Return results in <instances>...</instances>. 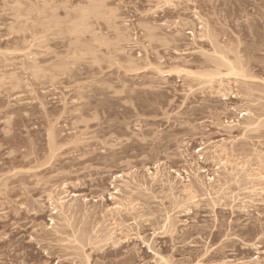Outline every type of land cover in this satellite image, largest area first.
<instances>
[{"label": "rangeland", "instance_id": "obj_1", "mask_svg": "<svg viewBox=\"0 0 264 264\" xmlns=\"http://www.w3.org/2000/svg\"><path fill=\"white\" fill-rule=\"evenodd\" d=\"M170 3L0 0V164L42 156L49 126L62 147L0 186V264H264V0ZM214 46L249 80L175 75L213 71ZM63 212L57 238L101 236L87 259L55 239Z\"/></svg>", "mask_w": 264, "mask_h": 264}, {"label": "bare ground", "instance_id": "obj_2", "mask_svg": "<svg viewBox=\"0 0 264 264\" xmlns=\"http://www.w3.org/2000/svg\"><path fill=\"white\" fill-rule=\"evenodd\" d=\"M170 1L172 2V0H163V3H165L166 4V6H169L168 4L170 3ZM164 4V5H165ZM170 5H171V3H170ZM19 12V11H18ZM84 15L86 16V14H83V16H82V18H85L84 17ZM17 16V15H16ZM19 17V16H18ZM52 18H54L53 16H52ZM82 20V19H81ZM52 22H55L56 24H60L61 25V23H57V21H54V20H52ZM84 23V21H81L80 23ZM81 25H83V24H80V26ZM53 26H54V24H53ZM58 27H59V25H57ZM56 25H55V27H57ZM77 26V27H76ZM76 26H74V28L73 27H71V28H73V29H80V27L78 26V25H76ZM84 26V25H83ZM82 26V27H83ZM76 27V28H75ZM205 27L207 28V26L205 25ZM60 28V27H59ZM71 28H70V26H69V30L68 31H70V34H72L71 32L72 31H74L73 29L71 30ZM85 28H87V27H83L82 29H84L85 30ZM67 29V28H66ZM65 29V30H66ZM82 29L80 30V31H82ZM88 29V28H87ZM76 31V30H75ZM74 31V32H75ZM78 31V30H77ZM76 31V32H77ZM207 31V33H208V30L206 29L205 30V32ZM66 32H67V30H66ZM81 33V32H80ZM82 33H83V31H82ZM206 33V34H207ZM69 34V33H68ZM75 34V33H74ZM77 34V33H76ZM78 34H79V32H78ZM206 34H203L204 36H207V39H209V35H206ZM42 37H44V36H42ZM39 38H41V37H39ZM176 38V37H175ZM203 38V37H202ZM204 38H206V37H204ZM77 39H79L78 37L76 38V40ZM75 40V41H76ZM212 41H210V43H211ZM211 45V44H210ZM212 47H213V43H212ZM215 47V46H214ZM212 49H214L213 50V53H214V51L216 50V47L215 48H212ZM216 51H218V50H216ZM220 51V52H219ZM217 53H216V55H219V57L217 58V60H215L214 62V64H215V66H216V68L215 69H213V71H207L208 73H206V72H194V71H192V72H188V71H186V70H188V69H173V71H174V73H175V75H178L179 73L180 74H182L181 72H183V74L184 75H189V76H191V75H193L194 77H192V78H195V76H196V78L195 79H200V81H204V82H207V83H210L211 82V84H212V82L213 81H217L216 83V85H218V87H222V84L223 83H226L227 81L226 80H229L230 81V79H234V80H242V79H245V78H247L248 79V77L249 76H246V74H245V72L241 69V68H239V66H238V64L236 63V62H233V61H231V60H229L228 59V57L225 55V52L223 53L222 52V50H219ZM222 52V53H221ZM219 53V54H218ZM216 62H218V63H216ZM214 66V67H215ZM31 68L33 69V70H37L38 69V66L36 65V64H32L31 65ZM223 68L225 69L224 71H223ZM222 69V70H221ZM223 71V72H221V71ZM171 71V70H170ZM170 71H169V74H170ZM190 71H191V69H190ZM159 74H161V73H159ZM163 75L165 74V76H168V72L167 73H162ZM167 74V75H166ZM179 74V75H180ZM171 76H172V74H170ZM169 75V76H170ZM226 79V80H223V79ZM240 78H242V79H240ZM247 79H245V80H247ZM249 80V79H248ZM251 80V79H250ZM225 81V82H224ZM215 82H213V83H215ZM201 83H203V82H201ZM206 83V84H207ZM229 83V82H228ZM210 84V85H211ZM227 84V83H226ZM220 85V86H219ZM221 97H222V100L224 101V100H227V95H225V93L224 94H222L221 95ZM233 98L235 97V96H232ZM246 111V110H245ZM249 113H251L250 111L248 112V110H247V112H244L243 111V113L242 114H240L241 116L240 117H245V116H247L248 117V115H249ZM82 116H86L85 114L84 115H82ZM250 116V115H249ZM259 118V117H258ZM245 120H249V119H245ZM251 121H252V119H250ZM250 120H249V122H247V123H244V124H246V125H248V126H245L244 124V128H249L250 127V125H253L256 121H252L251 122V124H250ZM81 122L83 121V120H80ZM262 122V121H261ZM263 122H264V120H263ZM8 123V122H7ZM257 123H258V121H257ZM257 123H256V125H257ZM259 125V124H258ZM10 140L11 139H9V138H7L6 139V141L7 142H10ZM46 150H44V151H46L44 154L43 153H41V155L42 156H40V157H43L42 159H44L45 161H47V162H44V160H42V161H40V163H38L39 162V160H40V157L37 155H35V157L34 158H32V157H30L31 155L29 154V153H24V154H22L23 155V157L20 159V160H18V158L19 157H17L16 155H14V156H12V157H10V158H8V159H6V160H3L4 162H2V164H0V171L2 172L4 169H5V167H7V168H9L10 169V171H8L7 169V174H8V172H11V169H12V171L14 172V169H15V167H20V165L22 164V166L23 165H28L29 163H31V162H35V165H34V167H33V165H30L29 167L28 166H25V168L27 167V169L29 168V170H27L28 171V173L26 172V171H20V173L18 174V171H17V173H15V175L12 173V175L11 174H9L10 176L8 177V178H6L5 180L3 179V182H2V184H0V186H2L3 187V189L5 190V192H8L9 191V188L11 189V187H7V186H12L11 184L13 183V182H15V183H19L20 185H22V184H24L25 183V178H23L24 176L26 177V181H27V176L26 175H29V177H30V175H32V173L30 172V169H32L31 171H34L35 169H36V171L38 170H40L41 169V167L43 168V165L45 166L46 165V163H48L49 161L48 160H50L49 158H53V157H56V154L59 152L58 150L59 149H61L62 147H59V143H58V141L56 140V135H55V133H54V130H53V128H52V126H49V128H48V133H47V136H46ZM77 143L78 142V140H75L74 141V143ZM219 148V147H218ZM43 149V148H42ZM218 150V149H217ZM223 150H224V147H223ZM43 151V150H42ZM58 151V152H57ZM215 151V150H214ZM220 151H222V150H220ZM41 152V151H40ZM217 152H219V151H217ZM223 152H225V150L223 151ZM220 153V152H219ZM222 153V152H221ZM226 153V152H225ZM44 155H46L47 157H45ZM18 156H21V155H18ZM225 156V155H224ZM47 158V159H46ZM260 158V157H259ZM2 161V160H1ZM21 163V164H19L18 166L16 165L17 163ZM43 162V163H42ZM3 165L5 166V167H3ZM6 165H8V166H6ZM15 165V166H14ZM22 166H21V168H22ZM24 167H23V169L22 170H24L25 169ZM40 168V169H39ZM16 170V169H15ZM26 170V169H25ZM198 170V169H197ZM24 173V172H26V173H24L23 174V176H21L22 175V173ZM204 171H202V172H200V173H203ZM29 173H31V174H29ZM17 174H18V176H17ZM19 175H20V177H19ZM15 176V177H14ZM34 176H36V175H34L33 174V177H30V179L31 178H36V177H38V176H36V177H34ZM152 177H151V179L152 178H154L155 179V177L153 176V175H151ZM260 176H261V174H260ZM12 177L13 178H15L16 180H14V181H12L13 179H12ZM29 177H28V183L30 182V179H29ZM120 177H122V176H120ZM210 178V177H209ZM263 179L264 178V176L262 175V177H260V179ZM11 179V181H9ZM37 179V178H36ZM208 179V178H207ZM206 179V180H207ZM37 180H41V179H37ZM36 180V181H37ZM153 180V179H152ZM157 180V179H156ZM198 180V179H197ZM9 181V183H7ZM211 181V180H210ZM35 182V181H34ZM37 182H39V181H37ZM40 182H42V181H40ZM40 182H39V184H40ZM201 182V181H200ZM199 181H198V183H200ZM15 183H13V184H15ZM202 183V182H201ZM8 184V185H7ZM17 184H15V185H17ZM33 183L31 182V185H32ZM38 184V183H37ZM38 184V185H39ZM25 185V184H24ZM23 185V186H24ZM28 184H26V187L28 188V186H30V184L27 186ZM200 186H202L201 184H199ZM23 186H20L19 188H18V191H15V192H18V194L20 193V194H24L25 192H23L22 193V190L24 191V189L26 188L25 186L23 187ZM35 186H37L36 185V183H35ZM14 187V186H13ZM12 187V188H13ZM21 187H23V188H21ZM204 187V186H203ZM203 187H202V190H203ZM8 188V190H6ZM17 188H15L14 187V190H17ZM22 190H21V189ZM26 188V189H27ZM171 188V187H170ZM201 188V187H200ZM199 188V189H200ZM25 189V191L27 192V190ZM206 189V188H205ZM204 189V190H205ZM12 190V189H11ZM19 190H21V191H19ZM169 190V189H168ZM186 190V189H185ZM170 191H172V190H170ZM183 192H184V190H183ZM185 192H187V195H189L190 194V192H189V189L188 190H186ZM206 192V191H205ZM192 193V192H191ZM209 193V192H208ZM261 193V192H260ZM18 194H16V195H14V197H17L18 196ZM19 194V195H20ZM27 193H25L24 195H26ZM50 194V193H49ZM207 194V193H206ZM51 195V194H50ZM50 195H49V200H50V202L52 203V202H55L58 206H60V207H62L63 206V203L65 202L64 201V199H62V198H60V197H58V195H56L57 196V198H55L56 196H54V198L51 196L50 197ZM185 195H186V193H185ZM21 196V195H20ZM60 196V195H59ZM72 196L73 197H78L76 194H72ZM22 197V196H21ZM19 198V197H18ZM175 198V197H174ZM184 198V197H183ZM185 198H187L186 196H185ZM189 199V198H188ZM191 199H192V197H191ZM175 200V199H174ZM83 201H85V200H83ZM180 201H182V200H180ZM94 202H95V200H94ZM19 203V202H18ZM122 203V202H121ZM174 203H175V201H174ZM177 203V204H176ZM176 203H175V206H178L179 204H181L180 202H179V204H178V201H176ZM19 204H22L21 202L19 203ZM116 204V203H115ZM124 204V203H123ZM123 204H121V205H123ZM120 205V206H121ZM115 206V205H114ZM123 206H125V205H123ZM115 207H117V206H115ZM114 208V207H113ZM121 209V208H120ZM119 209V205H118V210H120ZM69 210V209H68ZM67 210V211H68ZM108 210H112V209H107V211L105 210V212H108L109 214H110V212H112V211H108ZM114 210H116V211H118L117 210V208H114ZM167 219V221H166V223L167 222H169V226H170V223L172 222L171 220H173V218H171V216L170 217H167L166 218ZM50 221H51V225L52 226H54L53 227V229H52V227H48V229L50 228V229H52L53 231V233H54V235H56L54 238L56 239V240H58V241H67V243H69V245H67V246H64V249L67 251V250H74V251H78V252H80L82 255H84V258H88V255H86L85 254V250H86V248L87 249H90V250H92V249H95L96 247H97V244H98V242H99V238L101 237L97 232H93V231H88L87 229H85V228H71V232H70V235H71V237H72V239L71 240H69V239H65V240H63V239H60V237L59 238H57L58 237V235L60 236V235H68V228H70L71 226H70V224H69V216L67 215V214H65L64 212H63V214H61V216H60V218H59V223L58 224H55L54 223V221L52 220V219H50ZM171 221V222H170ZM172 223H174V221L172 222ZM168 224V223H167ZM171 226H173L172 224H171ZM53 233H50V234H52L53 235ZM49 233H47V235H48ZM49 234V236H51ZM46 234L45 235H42L43 236V239H41V240H46L47 241V238H49L50 239V237H44V236H47ZM111 235H112V233H111ZM110 235V236H111ZM137 238L136 239H140L141 237L140 236H136ZM42 238V237H41ZM50 239V242H54L55 241V239ZM108 239H111L109 236L107 237ZM54 240V241H53ZM141 240V239H140ZM49 241V240H48ZM63 247V246H62ZM61 247V248H62ZM148 249H150V248H148ZM64 250V251H65ZM65 251V252H66ZM148 252H152L153 253V255L154 256H156V258H158L157 256H159V258H158V260L160 261H164L166 264H170V262L168 263L167 261H169V260H167V259H164V257H161L160 255H158L157 253H155V252H153V251H151V250H148ZM85 259V260H86ZM166 260V261H165ZM251 261V260H250ZM88 263V262H87ZM243 263V262H242ZM247 263V262H246ZM250 262H248L247 264H249ZM252 264H253V262H251ZM172 264V263H171ZM243 264H245V263H243Z\"/></svg>", "mask_w": 264, "mask_h": 264}]
</instances>
